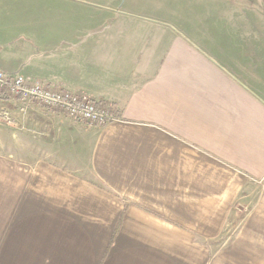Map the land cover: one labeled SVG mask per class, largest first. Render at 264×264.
<instances>
[{"label":"crops","instance_id":"crops-1","mask_svg":"<svg viewBox=\"0 0 264 264\" xmlns=\"http://www.w3.org/2000/svg\"><path fill=\"white\" fill-rule=\"evenodd\" d=\"M0 70L120 117L1 96L0 264H264V0H0Z\"/></svg>","mask_w":264,"mask_h":264},{"label":"built area","instance_id":"built-area-1","mask_svg":"<svg viewBox=\"0 0 264 264\" xmlns=\"http://www.w3.org/2000/svg\"><path fill=\"white\" fill-rule=\"evenodd\" d=\"M7 95L26 104L36 102L84 124L104 126L120 119L109 102L97 101L87 94L74 93L62 87H50L21 73L0 70V96Z\"/></svg>","mask_w":264,"mask_h":264},{"label":"rangeland","instance_id":"rangeland-1","mask_svg":"<svg viewBox=\"0 0 264 264\" xmlns=\"http://www.w3.org/2000/svg\"><path fill=\"white\" fill-rule=\"evenodd\" d=\"M259 1V0H258ZM0 98H2L0 96ZM18 102V112L22 113L23 115H26L29 110H31L33 107H30V104H26L25 102L19 101ZM8 106L0 105V129L8 130L9 128H15L17 126V117L15 113H12L11 110L7 108ZM42 107V106H41ZM45 108V107H44ZM46 109V108H45ZM5 140V138H3ZM14 138H11L9 136V141H14ZM14 155V154H13Z\"/></svg>","mask_w":264,"mask_h":264}]
</instances>
